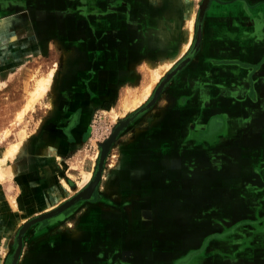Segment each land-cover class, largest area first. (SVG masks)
Segmentation results:
<instances>
[{
  "label": "crops",
  "instance_id": "1",
  "mask_svg": "<svg viewBox=\"0 0 264 264\" xmlns=\"http://www.w3.org/2000/svg\"><path fill=\"white\" fill-rule=\"evenodd\" d=\"M203 3L199 49L112 141L91 198L74 204L82 212L65 241L77 248V264H127L133 254L142 260L131 264H148L144 249L172 248L171 229L183 253L202 247L212 226L198 222L211 206L233 204V187L243 213L264 205V0H0L5 70L17 68L25 50L59 52L64 72L75 68L68 73L78 74L76 90L85 99L70 108L67 138L59 132L43 136L54 143L40 150L31 139L16 160L20 198L16 211L7 204L10 217L1 206L5 198L0 200V264L4 242L11 247L7 222L31 212L38 198L43 203L63 197V181L76 192L83 174L96 170L104 142L152 100L184 58L187 19L194 12L196 24ZM194 33L195 25L191 46ZM97 109L123 112L100 144L90 130ZM258 210L252 218L264 220ZM261 226L247 225L238 235ZM253 239L254 245L264 243L257 234Z\"/></svg>",
  "mask_w": 264,
  "mask_h": 264
},
{
  "label": "rangeland",
  "instance_id": "2",
  "mask_svg": "<svg viewBox=\"0 0 264 264\" xmlns=\"http://www.w3.org/2000/svg\"><path fill=\"white\" fill-rule=\"evenodd\" d=\"M198 15L199 13L196 15L194 40L196 38ZM189 52L190 49L185 53L184 58ZM59 54L56 51L46 55V53L25 50L23 59L17 62V68L11 70L8 67L5 70V67L0 64V168L1 173L5 176L0 179V200L3 198L7 200L3 199L1 206L2 208L5 207L8 217H10L9 206L16 211V208L12 207V200L15 199L16 203L17 199L20 198L15 196L19 179V175L16 173L18 172L16 160L19 159L20 155L24 154V148L31 139H37L40 150L45 145L54 143L48 142V140H45L46 138L40 140L43 136L47 138L51 136L53 138L54 134L59 132L61 136L66 137V132L70 127L68 125L69 120H71V125L73 123V117L71 116L69 119L67 116L73 110L70 108L78 104L80 99L85 100L82 97L83 94L77 91L80 88L78 74L74 75V71L68 73V71L75 68H67L64 72L63 66L65 62L62 61V56ZM73 64L77 67L78 61H74ZM1 66L3 67L1 68ZM52 73L51 86L48 92L44 93L37 100L34 108L28 111L21 121L17 122V115L22 112L27 104L31 92L38 86L39 81L48 79ZM115 113L121 116L123 112L118 113L116 110ZM112 117L110 114L101 112L100 109H97L93 114L90 130L95 134L96 143L99 141L100 144L101 140L113 132L115 121ZM6 132L7 135L4 138L3 133ZM16 145L19 147L16 158L7 160V152ZM95 172L96 170L91 172L93 176ZM84 177L85 174H83ZM261 179L264 180V176ZM83 182L84 179L78 183L76 192H70L71 195L79 192L77 190ZM62 183L63 186L66 184L64 181ZM18 190L20 189H17V194H20ZM230 193L236 197L238 188L233 187ZM49 196L54 197L55 195ZM232 196L233 204L211 206L210 211H206L204 215L205 219L198 222L212 226V229L208 231L210 235L206 236L202 247L192 248V251L188 252V250L183 253L184 248H178L179 243L175 235L172 236L174 229L169 226L168 229L171 230L167 232L169 235L167 237V246H172V248H145L144 250L148 252L146 260L150 261L148 264H264V243L254 245L253 239L257 234L264 240V220L252 218L255 213H261L260 211L262 210L259 211L258 209L264 210V205L262 203L261 205L247 206L246 212L243 213L242 206L235 204L238 199ZM262 197H264V190L262 191ZM38 200H40V203H37L31 212L24 211L23 216L30 214L28 218L35 219L49 212L47 210L56 208L62 203H57L55 200L45 202L44 199L42 203L41 198H38ZM74 207L75 205H72L61 213L30 226L24 233L22 249L17 264H77L74 263L75 257L72 254L77 248H69L65 241V238H68L78 228L79 215L82 210L74 209ZM45 208L49 209L44 210ZM16 214L20 216L18 212ZM30 219L27 221L29 222ZM10 221L7 222L8 227L9 225L11 227L14 225V220ZM248 222L256 226L260 225L261 222L263 227L261 226V231H251L248 235L240 237L238 231L250 225L247 224ZM232 237L235 239L233 240ZM15 238V229H13L9 239L11 247L7 248V252L2 258V264H11V258L16 246ZM223 238L225 241L221 242L219 247L213 248V251L206 247L208 241L213 243L221 241ZM231 238L232 241H230ZM237 243L239 245L243 244V247L235 248L234 246H237ZM226 244L229 245V248H223ZM136 249L143 250L141 248ZM114 250L117 251L118 248H114ZM140 256L142 255L133 254L132 259H130L129 255L127 264H131L132 261L142 260ZM113 260L120 261L117 254H115Z\"/></svg>",
  "mask_w": 264,
  "mask_h": 264
},
{
  "label": "water",
  "instance_id": "3",
  "mask_svg": "<svg viewBox=\"0 0 264 264\" xmlns=\"http://www.w3.org/2000/svg\"><path fill=\"white\" fill-rule=\"evenodd\" d=\"M205 6L206 3H203L202 6L200 7L199 10V15H198V20H197V30H196V38H195V42L194 45L192 46L190 52L188 53V55L183 58L178 64L177 66L173 69V71L167 75L162 82H160L158 84V86L155 88L154 90V96L152 101H150L148 104H146L145 106H143L142 108L138 109L134 114H132L129 118H127L122 124H120L119 126H117V128L114 130V132L109 136V138L104 142V144L102 145V152L99 158V162L96 168V175L94 177L95 182L91 188V190H89L87 195H83V196H79V197H75L69 201L63 202L61 205H59L57 208H55L54 210L45 213L35 219H33L32 221L28 222L27 224H25L21 230L18 233L17 239H16V246L11 258V264H17L20 253H21V249H22V237L25 233V231L32 225H34L37 222H40L44 219L53 217L59 213H61L62 211L66 210L67 208L71 207L72 205L80 202L81 200H89L92 196V193L95 189V187L97 186L99 180H100V176L102 173V168H103V163H104V159L106 156V152L108 151L110 144L112 143V141L115 139V137L117 136V134L120 132V130H122L126 124L135 116H137L138 114H141L142 112H144L146 109H148L150 106H152V104L156 101V99L159 97L162 89L169 83V81L176 76V74L186 65L188 64V62L190 61V58L193 54H195V52L199 49L200 46V39H201V29H202V22H203V16H204V12H205Z\"/></svg>",
  "mask_w": 264,
  "mask_h": 264
},
{
  "label": "bare ground",
  "instance_id": "4",
  "mask_svg": "<svg viewBox=\"0 0 264 264\" xmlns=\"http://www.w3.org/2000/svg\"><path fill=\"white\" fill-rule=\"evenodd\" d=\"M203 24V22H202ZM194 25H195V13L194 12H190V15L187 19V24H186V28H185V33H186V39H185V50L186 49H190V46L193 42V32H194ZM203 28V27H202ZM201 36H202V29H201ZM200 42H201V39H200ZM194 45V44H193ZM192 47V46H191ZM184 52V50H183ZM185 53V52H184ZM196 53V52H195ZM188 55V54H187ZM194 55V54H193ZM192 55V56H193ZM191 56V57H192ZM175 63V60L173 61H170V62H167L166 65H165V68L163 70L166 71L168 70L173 64ZM173 71V70H172ZM171 71V72H172ZM170 72V73H171ZM169 73V74H170ZM168 74V75H169ZM52 76H53V73L50 75V77L48 79H43L42 81H39V84L38 86H36V88H34V91L31 92L29 98H28V101H27V104L25 105V107L23 108L22 112H20L18 115H17V122L21 121L24 117L25 114H27L28 111L32 110L34 108V105L36 104L37 100L39 98H41V96H43L44 93L48 92L49 90V87L51 86V79H52ZM151 86L147 88V90L144 92L145 93V96H149L151 94ZM163 90V89H162ZM153 99V98H152ZM152 101V100H151ZM110 115H112L114 121H117V118H118V115H116L115 112H111ZM7 135V132L6 133H3V137L5 138ZM18 150H19V147L16 145V146H13L9 149V151L7 152L6 154V159H12L16 156V154L18 153ZM44 156V155H43ZM47 156V155H46ZM16 158V157H15ZM57 158V157H56ZM47 159V158H46ZM50 160V159H49ZM1 167V165H0ZM14 169V168H13ZM95 175H96V172H95ZM95 175L93 176V173H85V177H84V182L81 184V187L79 189V192L75 195H71L70 193V189L69 187L64 184V187H65V191H63V197H62V193L61 195L57 196V198H55V201L56 202H60L62 198H66L64 201H61L62 203L63 202H66V201H69L75 197H79V196H83V195H87L89 190H91L94 182H95ZM3 177H5L2 173H1V168H0V179H2ZM3 182V181H2ZM73 194V193H72ZM48 195V194H47ZM15 199L12 200V207L13 208H16L17 207V204L15 203L14 201ZM83 201V200H81ZM80 201V202H81ZM84 201H88V200H84ZM61 203V204H62ZM48 207H51V206H48ZM18 208V207H17ZM16 208V209H17ZM57 208V207H56ZM38 209V208H37ZM46 209H49V208H45L44 210ZM55 208H52V209H49L47 211H52L54 210ZM23 212V211H22ZM20 213V212H19ZM42 213V212H41ZM48 213V212H46ZM45 214V213H44ZM35 215V214H34ZM23 216V215H21ZM30 216L29 215H25L23 217H18V219L14 222V225L12 226L13 229H15V235H16V238L17 239V236H18V233L19 231L21 230V228L28 223L27 220H29L30 218H28ZM13 217V216H12ZM34 219V218H33ZM33 219H30V221H32ZM29 221V222H30ZM12 229V228H11ZM26 232V231H25ZM24 236V235H23ZM23 239V237H22ZM7 248H8V245L6 247V243L4 242V247L2 249V253H1V259L2 257L6 254L7 252ZM1 262V261H0Z\"/></svg>",
  "mask_w": 264,
  "mask_h": 264
}]
</instances>
